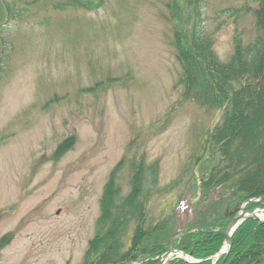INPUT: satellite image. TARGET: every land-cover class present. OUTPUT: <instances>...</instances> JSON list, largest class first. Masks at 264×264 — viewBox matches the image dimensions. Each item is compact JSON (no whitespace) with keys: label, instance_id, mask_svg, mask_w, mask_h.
I'll return each instance as SVG.
<instances>
[{"label":"rangeland","instance_id":"obj_1","mask_svg":"<svg viewBox=\"0 0 264 264\" xmlns=\"http://www.w3.org/2000/svg\"><path fill=\"white\" fill-rule=\"evenodd\" d=\"M24 1L27 15L12 19L0 0V239L11 236L0 264H81L121 157L158 159L163 187L196 159L222 110L182 98L167 0H105L93 10L57 9L58 0L18 6ZM255 1L204 0L203 23L222 59L236 34L249 41L256 32ZM189 187L186 197L195 195V182ZM183 198L182 189L161 192L153 206L190 210ZM222 199L199 209H221Z\"/></svg>","mask_w":264,"mask_h":264},{"label":"trees","instance_id":"obj_2","mask_svg":"<svg viewBox=\"0 0 264 264\" xmlns=\"http://www.w3.org/2000/svg\"><path fill=\"white\" fill-rule=\"evenodd\" d=\"M2 2L7 17L27 15L26 1L22 7L17 0ZM104 2L58 0L54 7L93 10ZM255 2L256 32L249 41L236 34L227 59L218 55L214 33L203 23L204 0L165 2L174 21L171 40L181 66L177 83L183 86L182 98L196 100L207 109H221L222 114L204 131L196 159L185 163L163 187L158 159L148 161L135 151L121 157L104 185L95 234L81 264H158L172 248H180L190 258L172 255L168 264H264V221L255 217L245 218L235 229L229 253L214 256L223 247L226 226L241 202L264 195V0ZM6 60L1 59L4 65ZM74 143L73 136L66 138L57 155ZM124 173L126 185L121 183ZM193 182L195 195L186 197L184 192ZM223 188L228 189L227 195L215 198ZM181 189L183 199L192 204L190 210L184 204L177 208L172 201L160 210L153 206L161 192ZM219 198L223 199L217 203L225 204L221 209L213 204L199 209L200 204ZM258 207H264V197L246 204L247 210ZM209 208L214 209L212 215ZM10 240L5 235L0 247Z\"/></svg>","mask_w":264,"mask_h":264},{"label":"water","instance_id":"obj_3","mask_svg":"<svg viewBox=\"0 0 264 264\" xmlns=\"http://www.w3.org/2000/svg\"><path fill=\"white\" fill-rule=\"evenodd\" d=\"M263 197H264V195H261L258 197H249V198H246L243 202H241L239 213L234 215L230 219L229 223L226 226V242H225L224 246L222 247V249L216 254V256H220L223 253H226V254L229 253V251L232 247V243H233L232 235H233L235 229L238 227V225L245 218L255 217V218L260 219L261 221H264V215H261L259 213L260 208H255V209L250 211V210H247L246 206H245L248 202H251V203L260 202ZM183 253L184 252L180 248H172L170 250H167L162 255V258L160 259L158 264H168L167 260L171 255L176 254V255L184 256ZM184 257H186V256H184ZM104 264H116V263L108 262V263H104Z\"/></svg>","mask_w":264,"mask_h":264}]
</instances>
